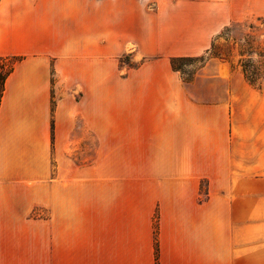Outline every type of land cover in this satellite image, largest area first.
Masks as SVG:
<instances>
[{
  "label": "crops",
  "instance_id": "0c3cea01",
  "mask_svg": "<svg viewBox=\"0 0 264 264\" xmlns=\"http://www.w3.org/2000/svg\"><path fill=\"white\" fill-rule=\"evenodd\" d=\"M254 15L264 0H0V58L22 57L0 100V264H243L258 213L202 185L243 132L264 144V77L213 58L186 80L170 59ZM36 205L57 223H6Z\"/></svg>",
  "mask_w": 264,
  "mask_h": 264
},
{
  "label": "rangeland",
  "instance_id": "374dc122",
  "mask_svg": "<svg viewBox=\"0 0 264 264\" xmlns=\"http://www.w3.org/2000/svg\"><path fill=\"white\" fill-rule=\"evenodd\" d=\"M144 1L154 8L157 0ZM259 17L261 16L244 17L236 21L237 25L232 24L225 31H222L224 29L222 27L219 31L223 32L222 36L213 37L211 46L215 48L203 53V57L199 59L178 60L175 68L181 71L186 80H190L197 69L205 63L204 61L207 63L213 58L223 59L221 56L225 55L226 58L223 60L232 65H245L259 85L264 76V17ZM131 52L132 50L119 56L120 66L137 65V62L132 61ZM214 52L222 54L217 57ZM248 125L252 127L249 122ZM258 142L256 137L246 136L243 132L241 145L233 144L230 151L221 154L224 166L228 165L219 170L222 176H227L225 182L211 185L206 178V184L202 185L206 190V201L210 198V194H215L221 207L242 209L244 214L258 213V241L244 240L243 264H264V144ZM236 151L239 153L236 154ZM238 155L242 157L240 162L237 161ZM52 218V213L47 207L36 205L25 218L8 217L6 223H57V216L54 220Z\"/></svg>",
  "mask_w": 264,
  "mask_h": 264
},
{
  "label": "trees",
  "instance_id": "16d2710c",
  "mask_svg": "<svg viewBox=\"0 0 264 264\" xmlns=\"http://www.w3.org/2000/svg\"><path fill=\"white\" fill-rule=\"evenodd\" d=\"M259 18H262V17H259ZM237 23H238V22L234 21V22L230 23L229 25H226V26L224 27V29H222V31L227 30L230 26H232V24L237 25ZM222 31L219 32V33L216 35L215 38H218V37L222 36V33H223ZM211 48H215V47L212 45L209 49L206 50V53H207L208 51H210ZM214 53L216 54V52H214ZM221 54H222L221 52H218V53L216 54V56H217V57H218V56H221ZM202 57H203V55L195 56V57H172V58L170 59V61H171V64H172L173 68L176 69V70H179V69L175 68V63H176V61H178V60H182V59H199V58H202ZM221 58L225 59L226 57H225V55H224V56H221ZM21 59H22V57H19V56L0 58V100H1V97H2V94H3V90H4V86H5V81H6L7 77H8L9 74L12 72V70H13V68H14V64H15L17 61L21 60ZM10 61H11V63H8V62H10ZM204 62H205V61H204ZM204 62H203V63H204ZM203 63H202V64H203ZM241 67H242V69H243V71H244V74H245L246 79H247L251 84L257 85V84H256V80L254 79V77H253L252 75L249 74V71H248V69L246 68V66L242 64ZM254 74H255V73H254ZM263 77H264V76H263ZM263 77L261 78V80L263 79ZM259 85H260V84H259ZM259 85H258V86H259Z\"/></svg>",
  "mask_w": 264,
  "mask_h": 264
}]
</instances>
